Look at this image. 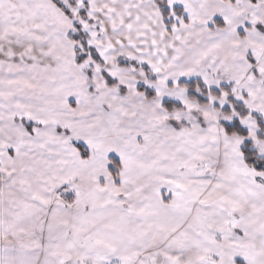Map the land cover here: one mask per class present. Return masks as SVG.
Masks as SVG:
<instances>
[{
	"label": "snow or ice",
	"instance_id": "1",
	"mask_svg": "<svg viewBox=\"0 0 264 264\" xmlns=\"http://www.w3.org/2000/svg\"><path fill=\"white\" fill-rule=\"evenodd\" d=\"M0 264H264V0H0Z\"/></svg>",
	"mask_w": 264,
	"mask_h": 264
}]
</instances>
